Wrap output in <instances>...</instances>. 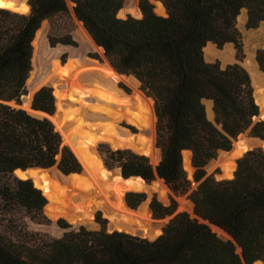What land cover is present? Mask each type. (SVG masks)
<instances>
[{"label": "trees", "instance_id": "1", "mask_svg": "<svg viewBox=\"0 0 264 264\" xmlns=\"http://www.w3.org/2000/svg\"><path fill=\"white\" fill-rule=\"evenodd\" d=\"M69 1L75 17L103 48L112 67L120 74L134 76L140 89L154 100L159 163L154 166L149 157L130 150L112 152V161L127 178L137 176L151 182L158 173L175 196L187 195L194 216L178 211L174 196L168 205L153 196L149 203L153 217L169 218L155 240L125 231L109 232L102 219H98L101 227L97 230L79 222H69L74 228L81 226L71 229L60 220L59 226L65 230L60 237L15 226L0 234V264L264 261V150L257 147L240 158L231 179H217L205 170L220 151L231 150L232 139L241 133L248 131L251 137L264 140V120H255L259 105L252 79L239 63L244 58V44L237 26L238 17L246 9V28H257L264 21V0H158L167 15L158 14L151 0H139L142 16L127 18L118 16L123 0H29V14L0 7V173L16 175L18 169L50 168L60 153L63 174L82 172L49 118L35 117L10 105L13 101L21 104L27 93L34 39L42 22L69 16ZM49 38L53 47L77 46L70 35ZM209 42L219 49L232 43L239 61L225 67L219 61L207 62L204 49ZM256 59L264 72V49L257 51ZM31 100L34 110L55 112L51 87H41L25 104L27 107ZM209 102L214 120L207 114ZM185 151L192 154L194 180L183 165ZM193 182L197 183L194 189ZM39 188L31 179L18 181L19 204L11 205L15 221L30 223L20 206L27 210L42 208L44 194ZM146 198L144 192L129 191L125 195L133 209ZM46 217L53 228L54 221ZM211 224L230 237H221Z\"/></svg>", "mask_w": 264, "mask_h": 264}, {"label": "rangeland", "instance_id": "2", "mask_svg": "<svg viewBox=\"0 0 264 264\" xmlns=\"http://www.w3.org/2000/svg\"><path fill=\"white\" fill-rule=\"evenodd\" d=\"M138 3H139V0H123L124 7L126 6V8L128 10H130V12L129 11L128 12L134 17H140V10L138 8L139 7ZM153 4H155V3L153 2ZM0 7L10 9L12 11L19 12L22 14H29V6L27 5L26 0H0ZM159 9H160V4H159ZM69 10H70L69 16H58V17L54 18L52 21L45 20L42 22L41 27H40L39 31L37 32L38 35L36 34V37L34 39V44H33L34 53H33V59H32V70H31L29 78L27 80V89L33 88V92L35 93L41 87L49 86L53 89L54 96L55 97L58 96L59 98L61 97V93L64 90V88L71 89L72 91L67 92L61 99L67 100V102H69L68 107L71 106L70 109L71 110L73 109V111H74V114H72V115H74L76 117L79 114H81L82 112H84V113L85 112H91L94 114V117L91 118L88 123L85 122L86 123V126H84L85 129L83 127L82 129H84V130L81 129L79 131V133H81V132L82 133L86 132L87 134L89 133L88 134L89 136L85 137L83 139V142H85L87 140V138L89 139V137L91 135L90 133L93 131L92 129L95 130V128H96L97 130H99V128H100V127L97 128L96 126L89 128L88 125H91L92 123L95 125H100L101 123H106L105 122L106 119L114 118L116 121L110 123L111 128L112 127H115L117 129L119 128V129H122L123 131H129V133H132L133 135H139L142 137H149V136L151 137V135H152L154 145L156 146L157 117L155 114L154 101L150 102L152 105V108H153V119L154 120H153L152 126L148 127L146 125H143L142 121L137 122L132 117H127V116L123 117V115H125V113L128 114V112H131L133 114L135 112V110L133 109L134 104L128 100V97L132 96V94L134 92V89L131 85L127 84L124 81L116 82L117 88L128 94L127 95L123 92L127 96V100H126V102L128 103L127 104L124 101V98L122 99L120 96H118V98H107L106 93H108V91L104 90L106 88L105 85L97 84L91 78H84V77H80L79 75L73 76V77L71 76L73 74V72L77 71V69H79V70L82 69V66H81L82 64L94 63L98 67H100L101 65L108 64L109 62H107L105 55H104V52H101L94 45V43L91 40H86L82 37L81 34L82 33L85 34V28H84L83 24H81V22L79 20H77V18L75 17L72 6H70V5H69ZM242 12H244V11L242 10ZM160 14H162V13H160ZM162 15H165V14H162ZM244 18H245V13H242L240 15V19L238 18V22H237V26H238L241 34H242L243 44H244V58L239 63L249 73V70L246 67V62H247L248 58L251 57L258 64L257 59H256L257 51L259 49H264V21L261 22L259 24V26L255 29H247L245 26L246 22L243 23ZM63 35L64 36L70 35L77 42V46L74 47V46H69V45L57 44L56 46L53 47L50 43L51 41H50L49 37L51 36L54 38H59L60 36H63ZM226 47H227V45H225L222 49H224ZM232 59H231L232 61L230 60L226 63L222 59H219V58H216V61H219L221 63L222 67H225L228 64L238 62L239 60L237 59V56H236V49L234 51V55H233ZM258 69H259V71H261L259 65H258ZM95 72H97V71H95ZM261 72H263V71H261ZM250 76H251V74H250ZM101 77H103V75ZM126 77H130V76H126ZM251 79H252V77H251ZM137 88L142 94H144L145 97L152 99L151 97L147 96L145 94V92H143L140 89V83H138ZM254 89H255V87H254ZM89 91H92V92H89ZM256 99H257V97H256ZM86 100H88V101H86ZM105 103L108 104L107 108L104 105ZM257 104H258V102H257ZM10 105L13 107H19L17 105H14L12 102L10 103ZM31 105H32V100H31L29 107H27L25 104H22V108L30 113V112H32L31 111ZM128 105H130L132 107L131 110L127 109ZM208 105H209V103L206 104L207 108L210 107ZM95 106L97 109L95 108ZM75 107H76V109H75ZM259 108H260V106H259ZM138 116L141 117L140 114ZM95 119L97 122L95 121ZM263 120H264V118H263ZM98 121H99V123H98ZM73 122H74L73 120H68L66 122V124H71ZM52 123H53V121H52ZM102 129H106L105 126H102ZM57 131L61 135V132L59 130H57ZM115 133H117V131L111 130L110 134L108 133V135H110V137L113 136L114 138H117L118 135H114ZM101 137L102 136L96 137L94 139V144H89L87 147H85V151H84L85 156L91 162L96 161L98 163H102V165H103L102 167H104L107 170H115L117 168H119L121 170V167L118 166V163L112 161L111 153L116 151V150H130L132 152H134V151L129 149V148L113 147L109 141H107L105 139H100ZM103 137H105V136H103ZM62 139H63V137H62ZM63 145L67 146L71 150V152L75 155V157L79 161L81 168L83 170L84 166H83L82 162L79 160V158L77 157V155L73 152L71 146L64 143V141H63ZM257 147H260L264 150V143L262 145L257 146ZM156 148L159 151V158L155 164L153 163L154 166H156V164L159 163V161L161 159L160 149L157 146H156ZM109 149L111 151H109ZM134 153H136V152H134ZM136 154H138V153H136ZM139 155H141V154H139ZM183 156L184 157L185 156L191 157V155H188V153L186 151L184 152ZM226 156L227 155H225L224 152H219L217 157H216V160L210 161L207 164V166L205 167L207 175L214 174V176L217 179H219L218 175L220 174V172L222 170V166H223L225 173H226V176L231 177V174L234 171V165L232 162H228V159H226ZM56 159H57V162L55 163L54 166H52L50 168H43V169L49 170L52 168H57L61 174L62 172L59 169V163L61 160V153L56 156ZM220 159L222 160V162L225 161L224 163H222V166H221V162L218 164L216 163V161H218ZM150 161H151V159H150ZM187 162H189V159H186V163ZM39 168H42V167H39ZM185 170L187 171L188 177L190 179H192L189 167L185 166ZM112 173H113V171L107 172V179L110 181L115 179V177L112 176ZM18 174L20 175V177L24 178L23 173L18 172ZM28 174L31 177H33L36 185L40 186L41 180L39 177V170H29ZM20 177L14 175V172H11V173L1 172L0 173V234L9 231L11 228H13L15 226H20V227H23L27 230L40 231V232L48 233L49 235H51L53 237H60L63 235V233L65 231L64 229H62L59 226L60 220H63L64 222L69 224L71 226V229H77V228H74V226L72 224H70L68 222V220L63 218V217H57L56 219H52L47 215L46 205H47L48 199L46 196H45L46 197L45 198L44 195H43L44 204H43L42 208L39 210H27L25 207L20 206L23 213L25 215L29 216L30 223L24 224V223H20L18 221H15V219L13 218L14 216H13V211L11 209L12 208L11 205L13 203L19 204L17 201V197H16V191H17V183L20 179H22ZM115 185H116V182L113 181L111 183V185L106 188L108 195L111 196L114 194L113 187ZM164 186H165V191H163L162 193L156 191L154 196H156L158 198V200H160L165 205L170 204V197L174 196L178 202V211H187L192 216H194L193 204L187 198V195L175 196L167 185L164 184ZM196 186H197V183L193 182L192 188L194 189V188H196ZM93 188L96 189V186H93L91 188V190ZM129 191H132V190H126L123 194V197H125L126 193ZM134 192H137V191H134ZM42 193H43V191H42ZM66 193H69V194H66ZM80 193L87 194V193H89V191H87L83 188H79L77 186H67L65 188V193H64L65 202H69V203L73 202L75 200V198L77 197V195ZM152 198H153V196L152 197L147 196V198H146L149 211H150L149 203H150ZM136 210L138 211L139 207H137ZM117 212L119 213L120 211H117ZM150 213H151L152 222H155L162 227L169 220V218L155 219L153 217V214L151 211H150ZM119 214L123 215L124 213L120 212ZM46 215L54 221V223H52L53 228L48 226L51 224V222L47 221ZM98 219L105 220V226L108 230V225L110 223V219L106 215H104L102 211H98V212L94 213L93 219H92L93 223L91 225H88V226L82 225V226H85L91 230L100 229L101 223H99ZM219 235L223 238H227L225 235H222V234H219ZM258 264H261V263L258 262Z\"/></svg>", "mask_w": 264, "mask_h": 264}, {"label": "bare ground", "instance_id": "3", "mask_svg": "<svg viewBox=\"0 0 264 264\" xmlns=\"http://www.w3.org/2000/svg\"><path fill=\"white\" fill-rule=\"evenodd\" d=\"M68 4L70 6H73L72 2H68ZM160 10L164 11V8L163 6H161V4H160ZM156 12L159 13L158 11ZM85 34L82 33L81 34L82 37L86 40H91L94 43V45L101 52H103V50L99 46H97V44L94 42V40L92 39V37L90 36V34L87 32L86 29H85ZM209 46L205 47L204 49L205 53L207 54L211 53L213 54L211 56H215L216 58L222 59L225 63L230 61L234 55L235 48L232 49V47L229 45L224 49H216L215 47H211V46L209 47ZM81 66L82 69L80 70L77 69V71L73 72L71 76L73 77L79 75L80 77L91 78L97 84L105 85L106 88L104 90L108 91V93L105 92L107 94L106 95L107 98H118V96H120L122 99L124 98V101L126 102L127 96L123 93V91L117 88L116 82L124 81L127 84L131 85L134 89V92L132 96L128 97V100L134 104L133 109L135 110V112L133 114L131 112H128V114L124 112L125 115H123V117L126 116L132 117L137 122L142 121L143 125H146L148 127L152 126L154 119H153V108L150 102H152L153 100L145 97L144 94H142L138 90L137 86L139 82L134 76L126 77L125 75L122 76L118 74L109 63L105 65H101L100 67H98L94 63H89V64L85 63L82 64ZM246 67L249 70V73L251 74L252 83L253 86L255 87V91L258 93L256 101L258 102V104H262L264 108V73L259 71L258 64L251 57L248 58L246 62ZM100 75L101 76L103 75V77H101ZM69 91L71 92L72 90L68 88H64V90L61 93L60 99ZM104 105L107 108L108 104L105 103ZM128 106L127 109L131 110L132 107L130 105ZM70 108L71 106H69L64 110L65 115H64L63 123L59 127L60 128L59 131L61 132L64 143L71 146L73 152L77 155L79 160L85 165L87 172L86 174H80V175L70 174L68 176H65L60 174V172L56 168H52L49 170L32 169V170H39V177L41 180V184L39 187L42 189L44 196H46L48 199L46 205L47 215L52 219H56L57 217H63L67 219L68 222L70 223L79 222L88 226L93 223L92 219L94 213L98 211H102L103 214L106 215L112 223H114L115 228L117 230H122L125 232H129L131 234L140 233L145 236L147 234L146 225H150L152 223L151 213L148 210L147 201L139 207L138 212H134L128 206H126L123 197V194L126 190L141 191L144 187L143 182L140 179H132V178L128 180H123V178L120 176L119 168L115 170H107L104 167H102L103 166L102 163H98L96 161L93 162L89 161V159L85 156L84 151H85V147H87L89 144H94V139L96 137L105 136L103 138L101 137L100 139H105L109 141L113 147L129 148L138 154L146 155L151 159L152 164L153 163L155 164L159 158V151L154 145L152 135L151 137L150 136L142 137L139 135H133L132 133H129V131H123L122 129L119 128L118 129L115 127L111 128L110 123L115 122L116 120L114 118H108L105 121L106 123L100 122L101 123L100 125H95L93 123L91 125H88L89 128H92L94 126L100 128L99 130H97L96 128L95 130L92 129L93 131L90 133L91 135L89 139L87 138V140L83 142V139L89 136L88 135L89 133L88 134L86 132L79 133V131L84 126H86L85 122L88 123L89 120L94 117V114L91 112H85V113L82 112L81 114L75 117L74 115H72L74 114L73 109L71 110ZM30 113L32 114V112ZM137 114L138 115L140 114L141 117H139ZM68 120H73L74 122L71 124H66ZM102 126H105L106 129H102ZM111 130L117 131V133L114 134V135H118L117 138H114L113 136L110 137V135H108V133L110 134ZM251 142L255 146H259L264 143L259 138H254V139L252 138ZM188 164L189 162H187V165ZM109 171H113L112 176L115 177V179L112 181L107 179V172ZM17 172L23 173V176L25 178L24 172L20 170H16L15 174L17 176H18ZM113 181L116 182V185L113 187L114 194L110 196L108 195L106 188L110 186ZM67 186H77L79 188H83L89 191V193L87 194L80 193L77 195V197L73 202L70 203L65 202L64 193H65V188ZM93 186H96V189H94L95 187L93 188L95 191L93 189L91 190ZM157 186L159 187L157 190L158 192L162 193L163 191H165V186L162 183V181H158ZM117 211H120L121 213L123 212L124 214L121 215L119 214L120 212L118 213ZM131 216H140L142 221H137L131 218ZM212 228L215 232H217V234H222L225 235L227 238H229V236L225 234V232H223V230H221L220 228L217 227H212Z\"/></svg>", "mask_w": 264, "mask_h": 264}, {"label": "water", "instance_id": "4", "mask_svg": "<svg viewBox=\"0 0 264 264\" xmlns=\"http://www.w3.org/2000/svg\"><path fill=\"white\" fill-rule=\"evenodd\" d=\"M27 1V5L29 6V13H30V11H31V6H30V4H29V0H26ZM155 4V11H158L159 13H162V14H165V15H167V11H166V8L164 7V5H163V3L161 2V1H158V0H152ZM69 2H71V1H69ZM159 4H161V6H163V8H164V11H161L160 9H159ZM139 8V7H138ZM139 10H140V8H139ZM130 12V10H128L127 8H126V6L124 7V5H123V7L121 8V10L119 11V13H118V16L120 17V18H127L129 15H131L129 12ZM162 14H160V15H162ZM132 16V15H131ZM142 16V13H141V11H140V17ZM98 46V45H97ZM102 50H103V48L102 47H100ZM103 52H104V50H103ZM106 58V57H105ZM106 60H107V58H106ZM98 62V61H97ZM107 62H109L108 60H107ZM109 64H110V62H109ZM111 65V64H110ZM112 66V65H111ZM116 71V70H115ZM117 72V71H116ZM118 73V72H117ZM118 74H120V73H118ZM121 75H125V74H121ZM125 76H128V75H125ZM29 78V77H28ZM28 80V79H27ZM26 87H27V82H26ZM29 90V91H28ZM255 90V89H254ZM32 91V92H31ZM38 91V90H37ZM36 91V92H37ZM35 92V93H36ZM124 92V91H123ZM34 92H33V88H29V89H27V93L25 94V95H23L22 96V98H21V104H18L16 101H13L12 103L14 104V105H17V106H19V107H21L22 108V104H26L27 102H28V100L31 98V99H33V96H34V94H35ZM125 93V92H124ZM125 94H127V93H125ZM257 92H255L254 91V95H255V98L257 97ZM128 95V94H127ZM153 100V99H152ZM154 101V100H153ZM68 104H69V102H67V100H62V99H60L58 96H56L55 97V112L53 113V114H47V113H44V112H41V111H37V110H34L33 108H32V105H31V111H32V114L31 115H33V116H35V117H39V118H44V117H47V118H49V119H51L52 121H53V123H54V125H55V128L57 129V130H59L60 128V126L62 125V123H63V119H64V115H65V112H64V110L66 109V108H68ZM259 106H260V108H259V114L255 117V120L256 121H258V120H263V114H264V108H263V105L262 104H258ZM29 113V112H28ZM207 114H208V117L211 119V120H214V112H213V109H212V106H210L209 108H207ZM63 128H64V126H63ZM252 138H255V137H251L250 135H249V132L247 131V132H244V133H241L240 135H238L236 138H233L232 139V148H231V150H229V151H220V152H224L225 153V155H227L226 156V159H228L229 160V162H232L233 163V165H234V171H233V173L231 174V177H227L226 176V173H225V170H224V167L222 166V160L220 159V160H218V161H216V163L218 164V163H220L221 162V166H222V170H221V172H220V174L218 175V178L219 179H231V178H233L234 176H235V171H236V169H237V166H238V160L240 159V158H242L248 151H251V150H253V149H255V148H257V146H255L252 142H251V139ZM261 141H263L264 142V140L263 139H260ZM190 152V151H189ZM191 153V152H190ZM141 155H143V154H141ZM146 156V155H145ZM148 157V156H147ZM186 159H189V165H187V163H186ZM213 160H216V158L215 159H213ZM212 161V160H211ZM83 164V163H82ZM158 164V163H157ZM156 164V165H157ZM183 165H184V167L186 166V167H189V169H190V172H191V177H192V179L194 180V172H195V168L193 167V164H192V154H191V157H188V156H185L184 158H183ZM83 166H84V168H83V170H82V172L81 173H72V174H78V175H80V174H86V172H87V169H86V167H85V165L83 164ZM32 169H39V170H43V168H39V167H31V168H28V169H25V170H23V169H18V170H20V171H22V172H24L25 173V178H22V179H31L32 181H33V184L35 185V187H37V188H39L38 186H36V184H35V182H34V179H33V177H31L29 174H28V172H29V170H32ZM57 169V168H56ZM58 170V169H57ZM62 174V173H61ZM62 175H65V174H62ZM65 176H68V175H65ZM120 176L123 178V180H128V179H130V178H132V179H140L142 182H143V185H144V187H143V189L141 190V191H137V192H144V193H146V195L147 196H150V197H152V196H154V194H155V192L158 190V186H157V182L158 181H162L165 185H166V183H165V180L164 179H162L159 175H158V173L156 174V179L155 180H153V181H151V182H148V181H146L145 179H143L142 177H137V176H133V177H129V178H127V177H125L124 175H123V173H122V170H120ZM40 190H42L41 188H39ZM124 201H125V204H126V206H128L127 205V202H126V199H125V197H124ZM144 202H146V200L144 201ZM143 202V203H144ZM142 203V204H143ZM141 204V205H142ZM140 205V206H141ZM139 206V207H140ZM129 207V206H128ZM130 208V207H129ZM131 210H133L134 212H138L136 209H133V208H130ZM150 209V208H149ZM151 211V210H150ZM194 214V213H193ZM131 218H133V219H135V220H137V221H142V219L140 218V216H131ZM211 226L212 227H217L216 225H213V224H211ZM78 228H80V227H78ZM77 228V229H78ZM217 228H219V227H217ZM146 229H147V234L144 236L143 234H140V233H133L134 235H139V236H141V237H144V238H148V239H150V240H155V239H157L162 233H163V227L162 226H160V225H158L157 223H155V222H152L150 225H146ZM115 230H117L116 228H115V225H114V223H112L111 221H110V223H109V225H108V231L109 232H112V231H115ZM222 230V229H221ZM119 231H122V230H119ZM223 232H225V231H223ZM129 233V232H128ZM225 234H227L226 232H225ZM228 235V234H227ZM229 236V235H228ZM230 237V236H229ZM240 251H241V249H239ZM257 262H259V263H261V264H264V262L263 261H257ZM256 262V263H257Z\"/></svg>", "mask_w": 264, "mask_h": 264}, {"label": "crops", "instance_id": "5", "mask_svg": "<svg viewBox=\"0 0 264 264\" xmlns=\"http://www.w3.org/2000/svg\"><path fill=\"white\" fill-rule=\"evenodd\" d=\"M244 12H242V13H245V18H244V21H243V23L244 22H246V20H247V10H243ZM241 13V14H242ZM240 14V15H241ZM240 17V16H239ZM238 17V18H239ZM211 46V47H215L216 49H218L216 46H215V44L214 43H212V42H209L208 44H207V46L206 47H208V46ZM227 46L229 45V46H231L232 47V49L234 48V45L232 44V43H228V44H226ZM209 46V47H210ZM211 55H213V54H211V53H209V54H207V53H205V57H206V61L207 62H209V63H213V62H215L216 61V57L215 56H211ZM209 103H211V102H209ZM209 105H211L212 106V103L211 104H209ZM187 153H188V155H191V153L189 152V151H186Z\"/></svg>", "mask_w": 264, "mask_h": 264}]
</instances>
